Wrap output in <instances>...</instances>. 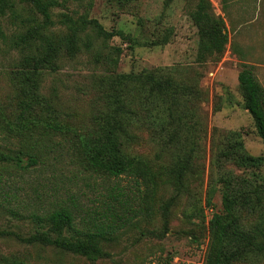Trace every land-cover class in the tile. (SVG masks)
Instances as JSON below:
<instances>
[{
	"label": "rangeland",
	"instance_id": "rangeland-1",
	"mask_svg": "<svg viewBox=\"0 0 264 264\" xmlns=\"http://www.w3.org/2000/svg\"><path fill=\"white\" fill-rule=\"evenodd\" d=\"M12 1L23 19L0 14L5 35L0 38V115L7 121L41 129L59 125L70 131L67 136H75L76 143L80 136L94 149L104 137L98 123L113 99L115 75L146 71L161 76L179 91L169 97L170 103L180 102L172 106L173 117L165 120L175 131L170 128L158 135L145 124H130L128 137L117 142L124 157L140 159L149 167L157 187L151 216L103 243L107 258L93 263L54 247L26 245L16 236L0 237V258L26 264H204L208 219L214 213L226 214V193L231 195L232 203H227L237 228L258 232L263 239L264 143L246 109L238 76L244 66L250 67L264 87V0H57L55 25L44 33L61 54L55 71L45 70L38 77L40 95L51 109L34 102L25 113L19 72L23 60L39 56L45 42L39 37L29 45H15L19 36L33 29L32 18L41 17L23 0ZM200 3L209 18L225 23L229 42L221 53L201 38V24L196 22ZM63 14L74 20L96 19L107 31H123L131 40L118 35L105 41L88 29L81 35V50L69 56L64 51L69 30L60 23ZM53 141L38 147L44 165L25 171L0 164V172L8 169L14 179L11 194L18 200L10 199L12 207L47 205L80 192L85 194L81 200L92 205L97 192H103L102 181L80 173L73 162L67 152L73 143L61 144L62 134ZM11 142L6 147L0 140V153L27 151L21 140ZM248 157L260 162L242 161ZM28 158L23 156L24 164ZM102 160L111 162L109 154ZM2 200L0 229L27 236L32 221L8 213ZM198 211L205 212V222ZM229 264H264V254Z\"/></svg>",
	"mask_w": 264,
	"mask_h": 264
},
{
	"label": "trees",
	"instance_id": "trees-1",
	"mask_svg": "<svg viewBox=\"0 0 264 264\" xmlns=\"http://www.w3.org/2000/svg\"><path fill=\"white\" fill-rule=\"evenodd\" d=\"M33 14L41 17L40 21L32 18L33 29L26 35L19 36L16 46L29 45L35 38L45 42L39 56L26 57L20 70L22 81L21 101L22 112H29L34 102L51 109L44 97L40 95L39 83L43 71H55L57 59L61 49L45 31L55 25L53 21L54 9L59 5L57 0H23ZM10 13L11 17L21 18L16 12L12 0H0V14ZM23 19V18H21ZM28 21V20H27ZM26 21V22H27ZM29 23L31 22L28 21ZM196 22L201 24V38L207 42L209 49L221 53L229 42L228 32L222 19L209 18L203 3L199 4L196 13ZM60 23L69 30V37L64 42V51L69 56L78 53L80 43H83L82 34L89 29L98 39L110 40L118 35L123 39L131 40L123 31H107L96 19L80 18L74 20L67 14L62 15ZM0 38H5L0 28ZM88 46V45H86ZM168 79V78H167ZM238 81L243 91L246 109L251 114L258 135L264 143V87L250 69L244 66L239 73ZM113 99L109 101L108 111L105 112L98 126L102 129L104 137L98 140V146L92 149L80 136L79 144L72 139L68 129L54 126H45L41 129L35 124L21 125L12 123L0 115V140L7 146L11 140L19 139L25 144L27 151H19L16 155L0 153V164L8 163L17 170H28L30 166L44 165L45 160L40 155L41 149L54 142V136L62 134V142H71L69 154L73 162L79 167L80 173L90 178L102 181V191L97 192L92 205L85 204L81 198L83 192L72 193L68 199H55L47 205L36 203L32 206L12 207L10 199H16L11 194L10 183L14 182L8 169L0 172V197L2 203L16 218H28L32 221L33 230L27 236L0 229V237L16 236L26 245L41 244L59 250L83 256L91 262L107 258L110 254L105 251L103 243L113 241L123 231L132 227L140 219L150 217L152 214V201L155 197L157 182L149 167L140 159H127L121 154L117 142L128 137L127 126L130 124H145L158 135H164L172 125H165L168 117H173L172 106L177 108L180 100L170 103L169 97L177 89L169 80L156 76L150 72L140 74H117L111 80ZM111 88V89H112ZM174 92V93H173ZM179 93V91H177ZM176 93V94H177ZM169 101V103H168ZM37 133V136H35ZM25 152H27L25 154ZM105 154H109L111 162L103 161ZM28 161L23 163V156ZM243 159V158H242ZM248 164H258L259 159L244 158ZM181 177L182 171H179ZM100 184V183H99ZM231 195L224 194L226 214L214 213L208 219V246L204 264H229L240 260L248 261L251 257L264 254L263 239H259L258 232L251 233L237 228V219L228 203ZM228 202V203H227ZM211 200H208V205ZM232 203V201H231ZM200 220L206 221L204 211H198ZM0 264H26L18 259L0 258Z\"/></svg>",
	"mask_w": 264,
	"mask_h": 264
}]
</instances>
